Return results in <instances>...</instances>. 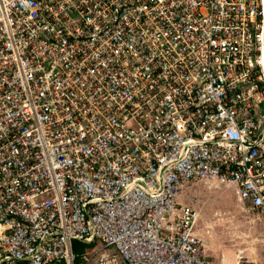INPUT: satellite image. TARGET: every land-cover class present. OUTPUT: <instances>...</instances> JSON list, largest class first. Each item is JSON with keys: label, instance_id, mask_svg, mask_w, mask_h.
I'll return each instance as SVG.
<instances>
[{"label": "built area", "instance_id": "1", "mask_svg": "<svg viewBox=\"0 0 264 264\" xmlns=\"http://www.w3.org/2000/svg\"><path fill=\"white\" fill-rule=\"evenodd\" d=\"M263 7L0 0V264H215L191 185L264 218Z\"/></svg>", "mask_w": 264, "mask_h": 264}, {"label": "rangeland", "instance_id": "2", "mask_svg": "<svg viewBox=\"0 0 264 264\" xmlns=\"http://www.w3.org/2000/svg\"><path fill=\"white\" fill-rule=\"evenodd\" d=\"M180 202L199 213L197 229L215 264H264V218L248 212L236 191L219 183L191 185Z\"/></svg>", "mask_w": 264, "mask_h": 264}, {"label": "trees", "instance_id": "3", "mask_svg": "<svg viewBox=\"0 0 264 264\" xmlns=\"http://www.w3.org/2000/svg\"><path fill=\"white\" fill-rule=\"evenodd\" d=\"M101 244L100 241H95L93 244H82L79 242L74 243V251L77 256H80L81 253L86 252L88 250L99 247ZM53 264H65L64 262H55Z\"/></svg>", "mask_w": 264, "mask_h": 264}, {"label": "crops", "instance_id": "4", "mask_svg": "<svg viewBox=\"0 0 264 264\" xmlns=\"http://www.w3.org/2000/svg\"><path fill=\"white\" fill-rule=\"evenodd\" d=\"M204 242H205V252H204L205 254H204V256L206 258L210 259V257H209L210 255H208V251H207L208 249H207V246H206L207 241L205 239H204Z\"/></svg>", "mask_w": 264, "mask_h": 264}, {"label": "water", "instance_id": "5", "mask_svg": "<svg viewBox=\"0 0 264 264\" xmlns=\"http://www.w3.org/2000/svg\"><path fill=\"white\" fill-rule=\"evenodd\" d=\"M264 2V0H263ZM263 16H264V7H263ZM263 53H264V42H263Z\"/></svg>", "mask_w": 264, "mask_h": 264}]
</instances>
